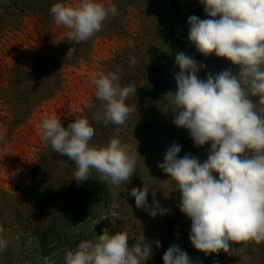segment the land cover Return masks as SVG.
Wrapping results in <instances>:
<instances>
[{
	"label": "rangeland",
	"instance_id": "obj_1",
	"mask_svg": "<svg viewBox=\"0 0 264 264\" xmlns=\"http://www.w3.org/2000/svg\"><path fill=\"white\" fill-rule=\"evenodd\" d=\"M96 2L115 5L117 14L109 15L86 42L74 45L50 9L79 0H0V130L5 132L0 138V239L7 242L0 264H65L68 250L105 231L127 233L129 247L144 237L152 246L145 264H164L163 255L173 245L193 264H264V243L242 250L231 244L228 253L207 256L196 250L189 239L191 220L179 209L181 195L157 167L173 143L181 146L178 158L191 154L201 163L210 149V144L196 146L189 131L173 123L176 54L205 66L200 79L223 70L239 72L226 58L204 57L190 43L188 18H208L203 5L199 0ZM110 72L119 75L121 86L137 85L135 96L126 101L132 112L123 126L94 120L104 104L95 98L92 80ZM45 117L60 118L65 128L87 118L95 129L92 146L119 138L137 147L135 174L119 187L101 183L95 170L77 182L75 162L41 138ZM143 186L150 190L149 209L155 200L166 214L152 217L136 207L129 192Z\"/></svg>",
	"mask_w": 264,
	"mask_h": 264
},
{
	"label": "clouds",
	"instance_id": "obj_2",
	"mask_svg": "<svg viewBox=\"0 0 264 264\" xmlns=\"http://www.w3.org/2000/svg\"><path fill=\"white\" fill-rule=\"evenodd\" d=\"M208 18H188V39L204 57L215 54L239 67L233 74L223 70L200 79L205 68L194 58L178 52L177 91L172 94L173 123L187 129L196 146L210 144L206 161L191 154L178 158L181 146L173 143L157 165L175 183L181 195L180 211L191 220L189 239L196 250L209 254L229 252L231 244L264 243V0H199ZM57 26L67 32V41L77 45L102 30L103 22L117 14L113 4L79 0L56 3L50 9ZM134 63V61H132ZM117 73L93 77L95 98L104 104L94 120L123 126L132 109L126 101L137 85L121 86ZM252 98H256L255 103ZM41 138L55 153L75 162L73 178L79 183L91 178L119 187L135 174L140 154L136 148L112 138L106 146H92L95 129L87 118L75 119L65 128L60 118L41 121ZM5 132L0 130V138ZM218 174V178L217 175ZM149 188H133L137 208L149 215L166 214L153 200ZM153 197L155 191H152ZM99 222V221H98ZM125 232L105 231L95 240L81 241L68 250L65 264H145L151 244L139 238L129 247ZM7 245L0 239V251ZM156 246L160 242L156 241ZM164 264H193L188 254L173 245L163 255Z\"/></svg>",
	"mask_w": 264,
	"mask_h": 264
}]
</instances>
